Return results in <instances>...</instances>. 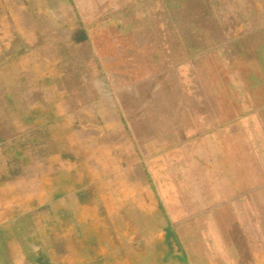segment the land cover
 <instances>
[{
    "label": "crops",
    "instance_id": "obj_1",
    "mask_svg": "<svg viewBox=\"0 0 264 264\" xmlns=\"http://www.w3.org/2000/svg\"><path fill=\"white\" fill-rule=\"evenodd\" d=\"M130 5L0 0V264H264L249 194L201 196L182 254L162 226L161 94L188 91L175 56L104 51L97 30Z\"/></svg>",
    "mask_w": 264,
    "mask_h": 264
},
{
    "label": "rangeland",
    "instance_id": "obj_2",
    "mask_svg": "<svg viewBox=\"0 0 264 264\" xmlns=\"http://www.w3.org/2000/svg\"><path fill=\"white\" fill-rule=\"evenodd\" d=\"M128 2L127 13H113L110 26L97 30L104 51L175 56L188 91L169 85L162 92L165 123L154 142L160 155L150 157L161 186V224L177 225L172 243L182 254L185 234L207 226L195 216L213 207L200 204L201 196L249 194L264 209V0ZM251 184L258 188L245 192Z\"/></svg>",
    "mask_w": 264,
    "mask_h": 264
}]
</instances>
